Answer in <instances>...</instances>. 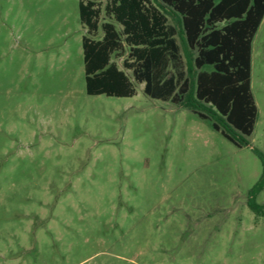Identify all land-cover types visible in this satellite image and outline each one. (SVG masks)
<instances>
[{
    "label": "rangeland",
    "instance_id": "1",
    "mask_svg": "<svg viewBox=\"0 0 264 264\" xmlns=\"http://www.w3.org/2000/svg\"><path fill=\"white\" fill-rule=\"evenodd\" d=\"M79 2L0 0V264H264V20L239 148L144 83L88 95Z\"/></svg>",
    "mask_w": 264,
    "mask_h": 264
},
{
    "label": "trees",
    "instance_id": "2",
    "mask_svg": "<svg viewBox=\"0 0 264 264\" xmlns=\"http://www.w3.org/2000/svg\"><path fill=\"white\" fill-rule=\"evenodd\" d=\"M162 3L168 12L154 0H80L87 94L133 97L136 83H144L149 97L183 106L237 147L248 145L259 115L252 54L264 0ZM169 15L179 20L181 34ZM255 152L264 165V154ZM263 184L264 173L249 202L257 213L264 211L255 201Z\"/></svg>",
    "mask_w": 264,
    "mask_h": 264
}]
</instances>
